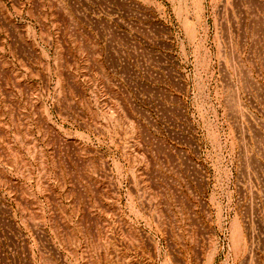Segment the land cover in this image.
I'll list each match as a JSON object with an SVG mask.
<instances>
[{
	"label": "rangeland",
	"instance_id": "obj_1",
	"mask_svg": "<svg viewBox=\"0 0 264 264\" xmlns=\"http://www.w3.org/2000/svg\"><path fill=\"white\" fill-rule=\"evenodd\" d=\"M0 264H264V0H0Z\"/></svg>",
	"mask_w": 264,
	"mask_h": 264
},
{
	"label": "built area",
	"instance_id": "obj_2",
	"mask_svg": "<svg viewBox=\"0 0 264 264\" xmlns=\"http://www.w3.org/2000/svg\"><path fill=\"white\" fill-rule=\"evenodd\" d=\"M225 101V100H224ZM223 101V102H224ZM241 153V148H237L234 151L235 157L239 158V155ZM242 170L241 165L238 162V164L235 166L234 170L231 173V177L234 176L235 179L231 180L230 184L232 187V195L231 199L229 201L230 209L232 211V215H243L248 213V209L251 208L250 214H248L245 217L251 216V219L258 216V213H254V201L251 200L250 202L247 199V192L245 191L243 182H242ZM257 207V206H256ZM253 231V228H252Z\"/></svg>",
	"mask_w": 264,
	"mask_h": 264
}]
</instances>
